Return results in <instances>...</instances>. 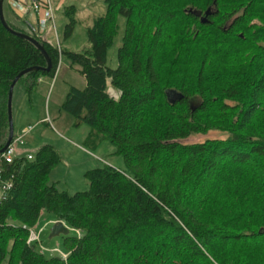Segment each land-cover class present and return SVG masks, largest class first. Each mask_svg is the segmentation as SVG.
Masks as SVG:
<instances>
[{
	"label": "trees",
	"instance_id": "trees-1",
	"mask_svg": "<svg viewBox=\"0 0 264 264\" xmlns=\"http://www.w3.org/2000/svg\"><path fill=\"white\" fill-rule=\"evenodd\" d=\"M86 43L64 50L4 15L0 23V148L12 79L30 91L59 54L85 86L60 109L88 126L85 144L108 142L125 170L88 169L72 194L46 182L60 156L49 144L4 165L0 264H264V0H103ZM74 8L64 14L68 36ZM124 19L116 66L105 55ZM116 92L109 95L107 88ZM209 130L225 138L184 142ZM14 136V135H13ZM42 212L70 228L65 260L27 243Z\"/></svg>",
	"mask_w": 264,
	"mask_h": 264
},
{
	"label": "rangeland",
	"instance_id": "rangeland-1",
	"mask_svg": "<svg viewBox=\"0 0 264 264\" xmlns=\"http://www.w3.org/2000/svg\"><path fill=\"white\" fill-rule=\"evenodd\" d=\"M51 2L54 31L51 23L47 22L40 37L64 50H80L86 43L85 28L93 17L102 14L105 10L103 0H51ZM69 6L74 8L75 23L71 33L64 36V25L68 21L64 11ZM2 14L8 21L23 29L27 28L26 22L29 25L34 24L31 19L32 13L26 16V22L23 21V16L18 17L12 7L7 4V0L2 3ZM116 22L117 32L105 55L106 65L111 68L116 66V49L120 45L123 33V17L118 16ZM70 86L82 89L85 86V80L79 72V67L75 64L70 65L65 56L59 54L55 71L51 77L41 75L30 91H26L19 82L14 84L10 112L13 135L21 136L20 141L12 142L14 157L33 154L42 144L51 145L59 154L60 162L49 171L46 182L54 183L58 190L72 194L87 189V181L83 174L88 169L103 165L122 170L125 168L121 155L115 153L113 146L108 142L101 141L96 146L86 145L88 126L84 123L74 125V118L60 109V104ZM107 91L109 95L116 97L114 89L108 86ZM226 135L218 130H209L205 134L192 135L184 142L225 138ZM43 213L44 218H49L50 221L43 225L40 217L38 222L31 227L33 232L41 228L38 237L40 245L47 248L57 247L62 252H68L62 249V235L48 237L49 229L56 219L51 213ZM65 226L70 234L72 232L70 227ZM35 248L38 249V245H35ZM44 254L49 255L48 251Z\"/></svg>",
	"mask_w": 264,
	"mask_h": 264
},
{
	"label": "built area",
	"instance_id": "built-area-1",
	"mask_svg": "<svg viewBox=\"0 0 264 264\" xmlns=\"http://www.w3.org/2000/svg\"><path fill=\"white\" fill-rule=\"evenodd\" d=\"M9 3L14 13L21 17L24 16L26 13H29L30 11L35 12L37 14L40 13V15H38L36 18L35 28H33V31L36 35L40 36L47 22L51 23V28L54 31L51 0H29L28 3H23L20 0H9ZM25 132L26 130L23 132V134ZM20 138L21 136H16V137L13 136L11 142L5 147V149L2 152H0V190H1L0 199L3 198L5 192L10 187L9 182L1 180V175L3 172V165L9 164L12 162L14 158V149L12 147V142L20 141ZM25 158L30 159L31 155L27 154ZM40 230L41 228H39L37 232H33L31 228H29L26 242L36 243L38 245V251L41 253H46V251H48L49 255L57 256L61 260H65L68 252H62L57 247L47 248V247L40 245L39 240H38ZM70 230L76 236L79 235V230L73 229V228H70Z\"/></svg>",
	"mask_w": 264,
	"mask_h": 264
},
{
	"label": "water",
	"instance_id": "water-1",
	"mask_svg": "<svg viewBox=\"0 0 264 264\" xmlns=\"http://www.w3.org/2000/svg\"><path fill=\"white\" fill-rule=\"evenodd\" d=\"M2 3H3V0H0V23H1V25L11 34L30 41L40 51V53L42 54V56L45 59L46 66L43 67L42 70H44V71L48 70L50 68V60H49L48 56L46 55L45 51L43 50L42 46L40 44H38L35 39L31 38L27 34L22 33V32H18V31H14L7 26V24L5 23V20L3 18V14H2ZM31 70H37V67H28V68L20 71L12 79V81L10 82V84L8 86L7 94H6V118H7L8 130H7L6 141L3 145V147L0 148V152H2L5 149V147L11 142V138L13 135L11 112H10L11 94H12L13 86L16 83L17 79L21 75H23V74H25ZM68 231L69 230L67 229V227H65L63 225L62 221L56 220L54 223H52V226L49 229L48 237L51 238V237L57 236V235H67Z\"/></svg>",
	"mask_w": 264,
	"mask_h": 264
},
{
	"label": "crops",
	"instance_id": "crops-1",
	"mask_svg": "<svg viewBox=\"0 0 264 264\" xmlns=\"http://www.w3.org/2000/svg\"><path fill=\"white\" fill-rule=\"evenodd\" d=\"M4 1V0H3ZM20 1H22L23 3H28L29 2V0H20ZM7 4H9V6H11L10 5V3H9V0H7ZM30 13H32V15H31V19H32V21H33V25H29L27 22H26V16H28ZM38 15H40V13H35V12H29V13H26L24 16H23V18H22V20L23 21H25L26 22V24L29 26V27H31L32 29L33 28H35V25H36V18H37V16ZM18 16V15H17ZM16 17V16H15ZM18 17H21V16H18ZM29 155H32V154H29ZM119 169V168H118ZM41 218H42V220H43V225H45L46 224V222H48V221H50V219L49 218H44V213L42 212V214H41Z\"/></svg>",
	"mask_w": 264,
	"mask_h": 264
},
{
	"label": "bare ground",
	"instance_id": "bare-ground-1",
	"mask_svg": "<svg viewBox=\"0 0 264 264\" xmlns=\"http://www.w3.org/2000/svg\"><path fill=\"white\" fill-rule=\"evenodd\" d=\"M39 80V79H38ZM12 138H13V135H12ZM12 138H11V140H12ZM5 165V164H4ZM4 165H3V172H2V175H1V180H3V181H6V182H9V184L11 185V182H10V180L9 179H6V178H4ZM63 223V222H62ZM63 225L65 226V224L63 223ZM66 227V226H65ZM68 229V228H67ZM69 230V229H68Z\"/></svg>",
	"mask_w": 264,
	"mask_h": 264
}]
</instances>
